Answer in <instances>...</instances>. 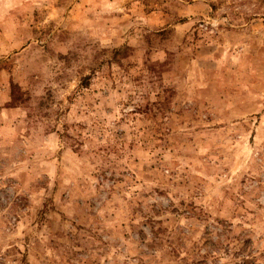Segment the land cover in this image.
Segmentation results:
<instances>
[{
	"label": "rangeland",
	"instance_id": "1",
	"mask_svg": "<svg viewBox=\"0 0 264 264\" xmlns=\"http://www.w3.org/2000/svg\"><path fill=\"white\" fill-rule=\"evenodd\" d=\"M0 264H264V0H0Z\"/></svg>",
	"mask_w": 264,
	"mask_h": 264
}]
</instances>
